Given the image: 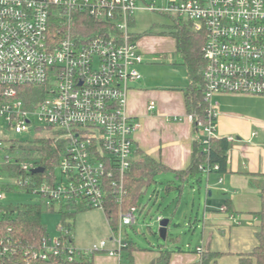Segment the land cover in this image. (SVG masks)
Returning <instances> with one entry per match:
<instances>
[{
    "label": "built area",
    "instance_id": "2783aa9c",
    "mask_svg": "<svg viewBox=\"0 0 264 264\" xmlns=\"http://www.w3.org/2000/svg\"><path fill=\"white\" fill-rule=\"evenodd\" d=\"M167 1L160 12L183 18L195 32L205 33L204 95L212 120L219 108L214 99L221 94L264 96V0ZM140 7L156 10V3L0 0V220L10 186L30 190L49 204L104 213L109 185L120 201L126 195L133 136L140 129L127 112L130 84L142 79L145 61L131 30ZM84 16L97 25L90 35L80 32ZM149 110H156L155 102ZM189 118L194 122L192 115ZM199 127L207 152L216 125ZM40 129L60 133L57 139L65 143L52 169L24 156L22 147L36 140ZM37 168L44 172L34 174ZM36 177L42 178L40 184L34 182ZM137 212L136 207L121 212L112 238L87 248L76 247L72 233L64 230L55 239L45 237L37 247L0 235L1 264H37L51 257L76 262L100 254L122 261L129 247L123 229L137 223ZM221 212L236 220L226 206Z\"/></svg>",
    "mask_w": 264,
    "mask_h": 264
},
{
    "label": "crops",
    "instance_id": "0c3cea01",
    "mask_svg": "<svg viewBox=\"0 0 264 264\" xmlns=\"http://www.w3.org/2000/svg\"><path fill=\"white\" fill-rule=\"evenodd\" d=\"M141 43L142 39L139 47ZM169 86L153 85L142 78L136 87L130 88L127 112L140 123V129L133 136L134 160L139 154H145L176 178V172L190 167L196 145L203 143L205 135L203 128H194L187 113L185 90L188 86ZM214 101L219 105L215 138L235 140L229 141L232 149L227 174L204 173L200 182L186 183L197 184L200 192L204 188L207 193L208 207L200 223L199 245L189 250L139 248L131 254L124 252L122 261L100 254L95 256V264H154L164 249L172 252L170 264H199L202 253H197L198 248L221 254L215 264H239L241 256L258 246L261 198L257 184L264 176V96L221 94ZM151 102L156 103L153 112L149 110ZM215 190L218 194L214 197ZM225 206L236 220L221 212ZM195 223L197 226V220Z\"/></svg>",
    "mask_w": 264,
    "mask_h": 264
},
{
    "label": "trees",
    "instance_id": "16d2710c",
    "mask_svg": "<svg viewBox=\"0 0 264 264\" xmlns=\"http://www.w3.org/2000/svg\"><path fill=\"white\" fill-rule=\"evenodd\" d=\"M166 15L167 13L161 12ZM168 16V15H167ZM173 18L175 26L170 36L173 37L176 46V52L182 56L183 65L186 68L189 85L185 90V103L188 115L194 118V128L198 130L199 124L207 126L209 124L216 125V120H212L207 112V103L205 102V83H204V69L205 61L202 54V49L206 43V36L204 32L197 33L193 30L190 22L179 17ZM84 27L80 30L84 35L94 33L97 25L92 19L88 17L81 18ZM134 25V21L133 24ZM143 37L134 34L133 40L139 42ZM60 133L54 131L40 129L39 137L36 140L28 142L22 149H25V158L28 160H35L38 165L47 169H52L53 165L59 161L60 153L64 151L65 143L58 140ZM208 151H204L206 147L203 143L196 145V150L192 156V163L190 167L182 172H176V179L181 181V185L176 186L175 181H168L164 187L165 193L168 195L171 192L177 191L179 198L182 197L186 183L190 181L200 182L202 175L205 173L204 169L218 166L215 172L219 175H225L229 169V153L232 149V143L226 138L216 139L212 138L208 145ZM162 173H168V170L161 163L153 158L139 154V157L132 161L130 170L125 176V191L126 195L120 201L119 197L114 194L113 188L110 186L108 200L106 204V218L108 220L111 231L117 232L120 221L121 212H129L132 207H136L140 213L146 209V205L142 204V198L147 194L149 187L156 182V177ZM34 182L40 184L41 177H36ZM260 191L261 211L258 213L260 219L259 231L257 233L258 246L250 253L241 256L239 264H264V176L257 184ZM7 191L16 192L23 191L31 193L30 190L24 188H15L13 186L7 187ZM157 193H153V196ZM5 216L0 220V235L10 241H17L22 246H38L41 241L48 237L47 227L42 222V216L45 213L53 212L55 204H49L47 200L39 197L36 204L20 205V206H5ZM78 208L81 212L88 210L83 206H73L63 204L60 212L63 213L62 230L72 233L71 223L67 221L71 213L66 212V208ZM228 213H232L227 207ZM233 214V213H232ZM176 214H174L175 216ZM173 216V217H174ZM172 217V219H173ZM170 220V225L172 223ZM169 225V228H170ZM129 247L125 250L126 253L131 254L134 250H140L135 244L128 240ZM166 241L178 242V239H173L169 234ZM72 242H74L72 240ZM75 244V243H74ZM181 250V248H178ZM172 252L166 249L162 250L160 258L154 264H170ZM221 257V254L206 250L202 253L199 264H215ZM95 256L83 258L80 261L68 262L65 258L51 257L47 261H39L37 264H95ZM1 264V260H0Z\"/></svg>",
    "mask_w": 264,
    "mask_h": 264
},
{
    "label": "rangeland",
    "instance_id": "374dc122",
    "mask_svg": "<svg viewBox=\"0 0 264 264\" xmlns=\"http://www.w3.org/2000/svg\"><path fill=\"white\" fill-rule=\"evenodd\" d=\"M150 1L156 3V10L143 7L135 10L134 25L131 29L133 33L143 37L140 44L141 50L145 53L144 66L140 68L142 78L160 87H170V84L176 87L178 85L187 87L189 80L182 56L176 52L174 39L170 36L175 21L169 17L172 14L164 15L159 11L164 6L168 7V1ZM137 85L138 82H133L130 87L134 88ZM168 181H175L176 186L181 185V181L170 174L158 175L156 182L149 187L147 194L142 198V204L147 207L142 213L135 214L137 223L123 229L124 238L139 248L165 247L171 250L178 248L189 250L199 245L202 232L200 223L208 207L207 193L204 188L200 192L197 184H187L181 198L177 191L167 195L164 187ZM154 192L158 194L156 198L153 197ZM217 192L213 191L214 197L218 194ZM38 201L39 196L36 194L16 191L7 194L4 204L7 207L20 206L36 204ZM60 208L61 205L55 204L53 212L42 216V222L47 227L50 239L60 236L63 229V213L60 212ZM65 211L71 213L67 221L71 223L72 237L76 247L86 248L112 238V232L103 210L88 209L81 212L73 207L66 208ZM158 218L172 219L169 234L173 239H178L177 243L160 238ZM109 245L111 246L110 243Z\"/></svg>",
    "mask_w": 264,
    "mask_h": 264
},
{
    "label": "water",
    "instance_id": "95a60500",
    "mask_svg": "<svg viewBox=\"0 0 264 264\" xmlns=\"http://www.w3.org/2000/svg\"><path fill=\"white\" fill-rule=\"evenodd\" d=\"M43 172H44V168H37L33 171L34 174L43 173ZM209 204L211 203L209 202ZM169 225H170L169 219H162L160 222L159 235H160V238L164 241H166L167 239Z\"/></svg>",
    "mask_w": 264,
    "mask_h": 264
}]
</instances>
